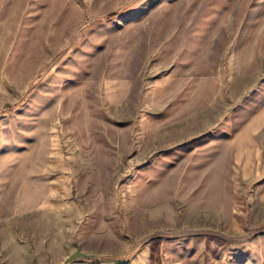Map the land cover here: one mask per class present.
I'll list each match as a JSON object with an SVG mask.
<instances>
[{
  "label": "rangeland",
  "instance_id": "rangeland-1",
  "mask_svg": "<svg viewBox=\"0 0 264 264\" xmlns=\"http://www.w3.org/2000/svg\"><path fill=\"white\" fill-rule=\"evenodd\" d=\"M258 216L264 0H0V264H264Z\"/></svg>",
  "mask_w": 264,
  "mask_h": 264
},
{
  "label": "crops",
  "instance_id": "crops-1",
  "mask_svg": "<svg viewBox=\"0 0 264 264\" xmlns=\"http://www.w3.org/2000/svg\"><path fill=\"white\" fill-rule=\"evenodd\" d=\"M247 160H248L247 161L248 164L255 165L257 163V161H256L257 160V156L254 154V156L252 158L251 157L250 158H247ZM255 171L256 170H253L252 171L253 173H247V174H245L244 177L245 178H250L251 176L257 175V174H254ZM256 172L260 173V168ZM236 219H239V221H241V224L239 226H237V229L240 230V231H244L245 230V224H244V221H243L242 217L240 216V218H239V216H235V221L237 223V220ZM256 223H260L261 225H264V217L261 218V217L258 216V220H257ZM235 228H236V226H235Z\"/></svg>",
  "mask_w": 264,
  "mask_h": 264
}]
</instances>
